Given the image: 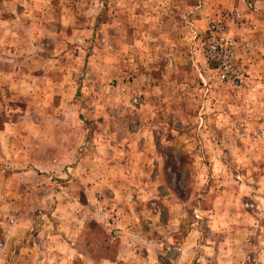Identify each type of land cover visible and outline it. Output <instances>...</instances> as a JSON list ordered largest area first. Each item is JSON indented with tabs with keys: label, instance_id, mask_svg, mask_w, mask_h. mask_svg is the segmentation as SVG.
<instances>
[{
	"label": "rangeland",
	"instance_id": "obj_1",
	"mask_svg": "<svg viewBox=\"0 0 264 264\" xmlns=\"http://www.w3.org/2000/svg\"><path fill=\"white\" fill-rule=\"evenodd\" d=\"M237 1L0 0V264H264V11Z\"/></svg>",
	"mask_w": 264,
	"mask_h": 264
},
{
	"label": "crops",
	"instance_id": "obj_2",
	"mask_svg": "<svg viewBox=\"0 0 264 264\" xmlns=\"http://www.w3.org/2000/svg\"><path fill=\"white\" fill-rule=\"evenodd\" d=\"M240 1H241V3H240ZM257 2H258V4H259V6H263V8H260V10L261 11H264V0H257ZM237 3H239V5H240V7H241V10H243V9H246V7H248V6H251V4L252 5H254L253 4V0H239V1H237ZM246 5H248V6H246ZM254 10H251V12H250V15L251 16H253V17H255V15H257V14H259V13H261L260 11H255V12H253ZM249 12V11H248ZM260 15H264V13L263 14H260ZM57 95V93L56 92H52V94H51V96H56ZM31 145V148H32V145L33 144H30ZM49 146L51 145V144H48ZM75 146L76 147V144H64V146L66 147L67 146V148L68 147H70V146ZM5 148L6 149H9L8 148V145L7 144H5ZM17 149V148H16ZM34 149V148H33ZM11 155L10 156H13L12 155V153H10ZM12 161V160H11ZM13 162V161H12ZM14 162L16 163V164H19V165H21L22 163H23V161H22V159H21V155H18L15 159H14ZM5 193H6V191H5ZM12 196H15V197H17L18 196V191L16 190L13 194H12ZM4 203L6 204H8L9 206H11V205H15L16 203H17V201H16V203H15V199H11V198H7V199H5L4 200ZM12 208V207H11ZM13 209V208H12ZM14 211L15 212H17L18 211V206L16 205L15 206V209H14ZM17 216V215H16ZM18 217H16V219L15 220H13L12 218H10L9 219V221H11V222H9V227L11 228V230L14 232V234H15V243H16V246H17V248H16V251L17 252H19V253H22V251H23V244H22V236H23V234H24V223L22 222L23 221V219H22V221H21V219H19ZM133 219V220H132ZM18 220V221H17ZM130 221H134V218H130ZM125 228V227H124ZM127 228H125V230H126ZM51 234H53V233H51ZM49 237V236H48ZM51 240L53 241V242H58V240L56 239V235L55 234H53V235H51ZM62 241H64V242H66V240H64V239H61ZM4 241V240H3ZM0 244H2L3 246H5V241H4V243H0ZM49 244H51V245H49V246H47V248L48 249H51L52 248V242H49ZM152 244H146L145 243V248L146 249H148V248H150V246H151ZM21 246V247H20ZM176 249H183V246H182V244H178L176 247H175ZM47 253V252H46ZM48 254H52V252H50V250H49V252H48ZM53 255H55V253H53ZM176 255L178 256V252H176ZM146 257H147V255H146ZM107 261H109V260H107ZM107 261H105L104 259H99V261L98 262H107ZM176 261H177V257H176ZM100 264V263H99Z\"/></svg>",
	"mask_w": 264,
	"mask_h": 264
},
{
	"label": "built area",
	"instance_id": "obj_3",
	"mask_svg": "<svg viewBox=\"0 0 264 264\" xmlns=\"http://www.w3.org/2000/svg\"><path fill=\"white\" fill-rule=\"evenodd\" d=\"M224 19L226 22H231V21H236V22H243L245 24V18L242 16L239 12L236 10L232 12H223L222 13ZM225 26L220 19L217 20H212L208 24V30L213 32L214 34H222L225 31ZM205 55L207 56H215L217 57L219 63V68H220V76L226 80L232 78L233 74V68L230 63L231 59V53L226 47L218 48L217 44L210 42L206 45L205 48Z\"/></svg>",
	"mask_w": 264,
	"mask_h": 264
}]
</instances>
